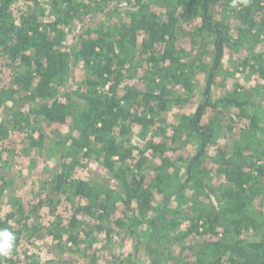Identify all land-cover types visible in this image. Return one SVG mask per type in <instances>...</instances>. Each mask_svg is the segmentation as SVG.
I'll use <instances>...</instances> for the list:
<instances>
[{"label":"trees","instance_id":"obj_1","mask_svg":"<svg viewBox=\"0 0 264 264\" xmlns=\"http://www.w3.org/2000/svg\"><path fill=\"white\" fill-rule=\"evenodd\" d=\"M16 2L0 0V74L5 67L10 71L0 80V108L6 110L0 120V139L4 136L10 143L0 150V171L7 173L12 164L3 157L13 150L12 137L17 132L24 134L22 155L31 157L35 149L50 151L45 149V141L47 131L54 126L56 156L55 166L38 160L28 169L45 166L36 178L43 185L37 198L21 199L27 183L16 188L20 181L16 176L0 174V229L15 234L12 254L1 257L0 264H39L41 257L30 254L31 248L45 251L47 263L56 260L57 251L65 254L69 250L80 256L62 257L60 264H99L94 245L109 249L116 236H128L127 230L136 234L138 227L149 223L163 227L160 217L168 214L169 201L196 183L211 143L220 136L219 130L203 125L209 108H231L241 119H249L248 131L260 135L262 141L259 157L254 160L250 156L242 138L234 143L232 153L218 150L214 156L216 176L225 179V189L217 196L216 205L192 203L184 220L188 223L184 237H207L203 247L186 249L183 242L179 256H164L159 248L149 246L148 257L149 253L152 257V249L157 252L149 261L186 264L183 257L189 250L197 264L203 263V257L208 264H264V215L252 214L255 201L264 208L262 118L251 109L254 104L242 93L245 88L241 85L217 101L212 98L226 49L247 46L251 52L264 46V0H49L51 13L41 0H25L19 8ZM253 9L259 13L261 26L254 33L240 29L234 35L237 30L230 28L231 21L250 27L258 24L251 18ZM121 12L124 17L115 21L114 15ZM192 19L200 23L189 34L191 43L200 49L213 45V53L205 51L201 57L188 60L191 55L178 41L183 26L190 25ZM73 28L80 30V35L75 43H68V31ZM205 57L210 62L197 66ZM262 57L252 59L262 62L264 78ZM144 63L151 85L145 93L125 82L128 73L135 67L137 72ZM197 67L206 77L200 91L203 100L184 118L183 129L188 138L184 145L190 138L198 145L173 179L165 176L169 167L176 165L165 155L166 144L148 140L137 158L139 149L129 134L133 126H141L144 132L154 126L162 110L188 105L198 93L193 83ZM169 84L180 87L181 92L168 90ZM148 151L162 160V171L151 185L145 167L149 158L144 156ZM88 160L98 162L106 172V185L81 176ZM22 172H18L19 177L27 179ZM182 172L185 181L179 183ZM197 181L202 189L203 181ZM206 187L212 191L214 186ZM156 194L166 196L158 210ZM154 211L160 215L158 219L157 215L152 218ZM246 234L252 238L247 239ZM45 240L50 246L41 247L39 243ZM24 241L28 242L26 247Z\"/></svg>","mask_w":264,"mask_h":264},{"label":"rangeland","instance_id":"obj_2","mask_svg":"<svg viewBox=\"0 0 264 264\" xmlns=\"http://www.w3.org/2000/svg\"><path fill=\"white\" fill-rule=\"evenodd\" d=\"M22 2L25 3V0H17L16 5L18 8L22 5ZM41 2L44 6L43 8L47 10V13H51L49 0H41ZM31 4L32 6H34L35 2H31ZM258 14L259 13L256 9L252 10L251 18L257 20L256 22L258 23L257 25H254V27H250L249 24L244 26L241 22L235 20L231 21L230 19V28L237 30L233 34L237 36L238 30L240 29L244 30V32L247 34L248 31L253 32L254 29H257L259 26H261L259 24L261 23V21H259ZM122 17L124 16L121 12L115 14L113 19L115 21H119L122 19ZM218 18H221L220 14L218 15ZM199 23V19H192L189 22L190 25H184V33L180 36V41H178V46L188 51V54L191 55L188 60H193L197 57H201L205 51H207V53L209 52L208 55H211L213 53V45H210L209 47H202V49H200V47H197L198 45L194 46L189 39V34L198 27ZM79 35L80 30L78 31L76 28L69 30L67 37L68 43H75L76 40H78ZM142 39L143 37H140L139 41H142ZM261 54H263L262 58L264 59L263 45H259L251 52L249 51L247 46H244V48L240 46H234L233 48L226 49L223 63L218 72L216 83L213 87L212 98L214 101H217L226 96L228 93L233 92L236 86L239 87L241 85L245 88L242 93L244 95L248 94L250 96L248 98H250L251 102L254 104L251 109L254 110V112L258 111L259 116L262 118L260 121V126L264 130V78L262 77V73L260 72V66L262 65V62L252 59V56H260ZM209 62V57H205L203 62L198 61L196 64L197 66H200L201 64ZM135 68H133L134 70L132 69L128 73L125 82L130 87H133L136 90L145 93L150 89L151 86L149 83V75L147 72L148 66L146 65V63H144L143 67H141L137 72L135 71ZM195 71L196 75L194 79L195 81H193V83L195 84V88L198 93L193 99H191L190 103H192H189L190 105L188 104L184 107H179L176 105L172 106L170 109L168 108V110L166 111L162 110V112L155 117L154 126L148 128L145 132L143 131L141 126H133L132 133L129 134V138L131 139L133 146L138 147L139 149V151L135 152L137 158L142 149H145L146 142L148 140L155 139L156 142H162L166 144L167 151L165 155L169 158L170 161H174L176 165L169 167L165 176H171L173 179L175 178L179 168H185V166L187 165V163H185V159H191V157L196 153V144L198 143V141H196L194 138H190V143L184 145L186 140L188 141V138L183 129L184 118L187 115H192L197 107V104L203 100L202 93L200 91L203 86H205L206 77L204 71L200 67H197ZM2 72L3 73L0 74V80H4L5 78H7V75L10 73L9 69L6 67L2 69ZM168 90H173L175 93L181 92L180 87H174L171 84L168 85ZM5 111L6 110L4 108H0V120L5 117ZM237 112L238 111H233L231 108L223 110L222 108H220L219 110H213L212 108H209L207 111V115L205 117L203 125L212 129L219 130L220 136L217 138V140H214L211 143L212 146L209 148L207 161L205 165L202 166V171L198 172L196 176L197 180H202L204 183L202 189H200V185L196 180V183L194 182L190 184L189 188L180 196L176 197L174 201H169L170 209L168 214H166L167 216L165 215L163 217L161 215L160 217V215H157V211H154L152 213V218H154L156 215L157 219L160 217L163 227L160 226V228H157L156 226H152L149 223L142 225L140 228L138 227L136 234H133L128 230L126 232L124 231L128 236H125L124 238H122L123 236L121 238H119V236H116L112 245L109 246V249H105V247L103 248V246L101 245H94L96 246L95 251L99 253V264H152L150 263L149 258L156 257L157 252L152 251V249V257H150V253V256L148 257L147 251L149 246H152L151 248L154 249L159 248L164 256H167L169 253H173L174 256H179L181 254L180 245L183 244V242H185L183 246L186 249L189 246H197V249H201L203 247L202 242L206 241L207 237H202L199 235L184 237L185 228L188 224L187 221L184 223V220L185 215L189 212L192 203H202L203 205L208 207H211L212 203L216 205L217 196L220 195L221 190L225 189V179L218 178L216 176L218 167L214 162V156L217 154V151L222 150L226 153H232L234 151V143L242 138L245 139V143L243 145L246 146V150H248L249 153H252V155L250 154V156H253L254 160L258 159L259 157V144L260 142H262L258 139L260 135L256 136L248 131L250 120L247 118L241 119L240 117H238ZM182 122L183 124L181 125ZM179 126L180 128L178 129V133L175 134V128ZM54 128V126L49 128L50 130L47 131L48 138L45 141V149L50 151L46 152L45 150L35 149L31 154V157L23 156L20 144L23 143L24 134L17 132V134H14L15 136L12 137L14 145H12L11 148H13V150L7 152V154H4V160H6L8 157L12 161V164H9L10 166L8 165L9 170H6L8 171L7 173H3L0 171V174H2V176H5L4 174H13L14 176H16V178L20 180L19 182H17L16 180V188L20 184L24 185L25 182L27 183L25 185V188L21 191V194L24 197L21 199H24L25 201L31 198H37L40 195V191H42L41 188L43 186L41 181L36 182V178L41 176V169H44L45 166L42 167L37 164L36 166L38 167L36 168L38 169L28 170L33 166V164L31 163L35 161L38 162L39 160V163H43L44 165L55 166L54 156H56V153L54 151V146L52 145ZM9 145V141H7V139L3 136L0 139V150L6 149ZM249 153L246 152L245 154L249 155ZM151 154L152 152L150 151L144 153V156L149 158V163H147L145 167L148 171L147 174L149 176L147 178V183H150V185L152 184L156 176L158 177L160 172L162 171L160 168L162 160L158 157L152 156ZM47 157H49L48 161L52 157L53 160L48 162ZM85 162L88 167L82 170V173L80 174L83 175L81 176H89V178L91 177L92 179L94 178L95 183H108V180H106L105 177L107 174L98 164V162H94L91 160ZM22 170L25 171L22 172ZM183 170L184 169H182V171ZM18 172H22V174H24L23 176L27 175V179L19 177L21 176V173ZM31 179H33V181H31ZM177 181L179 183L185 181V175L183 172L177 178ZM109 184H113L114 187L117 186L112 181H109ZM206 184L207 186H214L212 188V191H210L206 187ZM204 194H207V197ZM164 198H166L165 195L156 194V210L162 207ZM252 205V214L254 216H258L260 213L264 215V208L260 205L259 201H255ZM165 206L167 208V205ZM164 208L163 210L165 211L166 209ZM152 218L151 220H153ZM124 232H122L123 235H125ZM219 232L220 236H222V230H220ZM245 236L249 240L250 238H252V235L250 234H246ZM100 238L104 239L105 237L100 236ZM27 243L28 242L24 241L22 243L23 247H26ZM39 244L41 247H43L44 244L45 246H50V243L47 240ZM25 249L26 248H23L22 250H20V252L24 251ZM31 250L32 251H30V254L35 255L36 257H41L40 260L37 259V261H39V264H60L62 257H64L65 259H69L75 255H73V253H71V251L69 250H66L65 254L61 253V251H57L56 260L47 263L46 260H48L49 257L46 255L45 251L39 252L38 249L34 251L35 248H31ZM183 258L185 262H188L186 264L198 263H196L195 257L193 258V251L191 252L189 250H185ZM203 258L204 259L202 264H208L206 258ZM169 260L170 259L168 258L167 261L169 262ZM171 263L173 264V262Z\"/></svg>","mask_w":264,"mask_h":264},{"label":"clouds","instance_id":"obj_3","mask_svg":"<svg viewBox=\"0 0 264 264\" xmlns=\"http://www.w3.org/2000/svg\"><path fill=\"white\" fill-rule=\"evenodd\" d=\"M15 234L9 229H0V257H9L12 254Z\"/></svg>","mask_w":264,"mask_h":264}]
</instances>
